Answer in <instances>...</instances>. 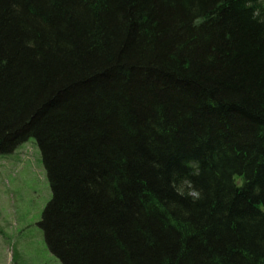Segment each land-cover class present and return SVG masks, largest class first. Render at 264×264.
Wrapping results in <instances>:
<instances>
[{"label": "trees", "instance_id": "1", "mask_svg": "<svg viewBox=\"0 0 264 264\" xmlns=\"http://www.w3.org/2000/svg\"><path fill=\"white\" fill-rule=\"evenodd\" d=\"M30 138L63 264H264V0H0V154Z\"/></svg>", "mask_w": 264, "mask_h": 264}, {"label": "rangeland", "instance_id": "2", "mask_svg": "<svg viewBox=\"0 0 264 264\" xmlns=\"http://www.w3.org/2000/svg\"><path fill=\"white\" fill-rule=\"evenodd\" d=\"M51 198L35 138L0 154V264H63L40 226Z\"/></svg>", "mask_w": 264, "mask_h": 264}, {"label": "clouds", "instance_id": "3", "mask_svg": "<svg viewBox=\"0 0 264 264\" xmlns=\"http://www.w3.org/2000/svg\"><path fill=\"white\" fill-rule=\"evenodd\" d=\"M30 46H31V42ZM185 166L190 169L187 175L180 176L179 174H174L173 179L170 181V187L180 196L190 198L193 202L202 199V190L195 186L194 181L191 176H199L201 174V169L198 161H186Z\"/></svg>", "mask_w": 264, "mask_h": 264}]
</instances>
